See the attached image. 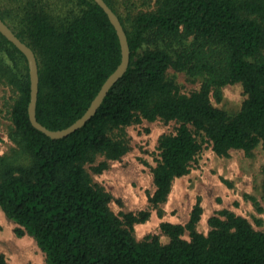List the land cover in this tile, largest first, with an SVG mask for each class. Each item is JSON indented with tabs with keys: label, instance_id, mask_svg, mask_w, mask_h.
Returning a JSON list of instances; mask_svg holds the SVG:
<instances>
[{
	"label": "trees",
	"instance_id": "trees-1",
	"mask_svg": "<svg viewBox=\"0 0 264 264\" xmlns=\"http://www.w3.org/2000/svg\"><path fill=\"white\" fill-rule=\"evenodd\" d=\"M0 18L35 54L36 120L62 129L79 118L120 62L116 30L94 0H68L63 15L43 0H11ZM126 34L129 63L96 112L66 136L51 138L28 117L30 82L24 54L0 33V84L10 88L12 153L0 155V209L17 236L30 235L46 264H264V230L228 209L196 229L197 200L186 223L162 221L161 242L138 240L133 225L148 210L114 213L111 194L93 182L129 149L124 129L142 120L175 121L158 138L149 204L163 203L175 178L189 172L208 143L218 156L264 149V0H104ZM198 82L181 92L174 74ZM240 83L233 113L212 104L222 87ZM103 159L95 163L96 157ZM259 209V208H258ZM187 232V238L183 234ZM0 264H5L0 256Z\"/></svg>",
	"mask_w": 264,
	"mask_h": 264
},
{
	"label": "rangeland",
	"instance_id": "rangeland-1",
	"mask_svg": "<svg viewBox=\"0 0 264 264\" xmlns=\"http://www.w3.org/2000/svg\"><path fill=\"white\" fill-rule=\"evenodd\" d=\"M53 9L54 15H63L70 6L68 0H43ZM11 0H0V7L12 8ZM174 74L181 92L189 93L198 88V82L186 79L182 72L168 70ZM10 88L0 84V155L12 153L14 143L8 137L11 127L10 107L13 102ZM245 98L240 83L222 87V97L210 100L215 106L233 113ZM175 121H146L125 127L129 141L128 151L119 159L109 160L108 167L100 173L87 169L92 181L107 190L112 199L110 209L120 212L148 210V218L133 225V235L140 240L147 235H158L161 242L168 238L160 232L162 221L184 224L192 206L199 201L202 208L196 229L202 233L209 230L208 218L221 209H228L245 217L253 228L264 230V149L257 146L251 154L242 150H230L228 156L216 155L210 145L202 144L201 151L192 161L189 172L172 182L166 200L157 208L148 202L154 190L151 167L158 157V138L174 131ZM103 156L96 157L95 163ZM259 208V209H258ZM15 223L0 209V256L5 264H46L44 253L30 235L17 236ZM187 238V232L183 234Z\"/></svg>",
	"mask_w": 264,
	"mask_h": 264
},
{
	"label": "water",
	"instance_id": "water-1",
	"mask_svg": "<svg viewBox=\"0 0 264 264\" xmlns=\"http://www.w3.org/2000/svg\"><path fill=\"white\" fill-rule=\"evenodd\" d=\"M107 14L110 22L114 26L119 44L121 57L120 62L114 71L105 79L102 83L100 89L97 94L91 100L89 106L85 110V112L77 118L74 122L62 129L51 130L40 124L36 120L35 116V104L37 98V90H38V66L34 52L32 49L22 42L10 29V27L0 18V33L9 40L12 44H14L25 56L27 60L28 73H29V82H30V97L28 103V117L31 124L42 131L44 134L50 136L51 138H59L68 135L73 132L75 129L81 127L97 110L98 106L103 100V97L107 93L108 89L111 85L125 72L128 63H129V49L126 34L124 29L118 19V16L112 11V9L104 2V0H94Z\"/></svg>",
	"mask_w": 264,
	"mask_h": 264
}]
</instances>
